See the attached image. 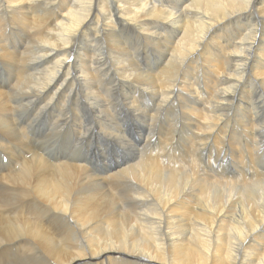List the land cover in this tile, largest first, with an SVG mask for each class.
I'll list each match as a JSON object with an SVG mask.
<instances>
[{
	"label": "bare ground",
	"instance_id": "1",
	"mask_svg": "<svg viewBox=\"0 0 264 264\" xmlns=\"http://www.w3.org/2000/svg\"><path fill=\"white\" fill-rule=\"evenodd\" d=\"M257 83L264 0H0V264H264V171L210 157Z\"/></svg>",
	"mask_w": 264,
	"mask_h": 264
},
{
	"label": "rangeland",
	"instance_id": "2",
	"mask_svg": "<svg viewBox=\"0 0 264 264\" xmlns=\"http://www.w3.org/2000/svg\"><path fill=\"white\" fill-rule=\"evenodd\" d=\"M257 16H259V17H257ZM262 17H263V15L261 13L257 14V11H255V10H254V12L251 13V15H249V18L254 20V22L260 21V19ZM241 21L238 22V23L232 24V26H231L232 31L235 30L236 28H240L242 26V24L246 23V21H244L243 19ZM228 32H230V30H228ZM259 89L260 88H259L258 83L256 84V86H251V94L250 95L253 97L252 100L254 102L257 101V103L259 101V97L258 96H262L264 98V90H262V89L259 90ZM173 114H174V116H173ZM179 116L180 115H178V114L170 113L169 115L163 117L164 119L163 118L160 119V120L157 119L153 123V126H154L153 128L154 129H152L153 130L152 133H153V136H155V135L160 134V133H167L168 131H171V130L175 131L174 136L177 139V141H176V143L171 144L170 151L171 152L173 151L172 154L174 156H176L179 159L181 158V160H183L185 158V156L183 154H181L182 153L181 152V147L184 146L186 148L189 145V141H187V137L188 136L186 135V129L187 128H182L181 125L178 124V121L180 120ZM177 119H178V121H177ZM262 122L263 121L260 119V123H262ZM236 123H237V120L228 121V126L225 128L226 134H223L218 141L217 140L214 141L215 144H214V147L212 149L213 151L211 150L213 153H215V152L218 153V158L215 159L214 155H212L210 157L213 160H216V164L217 165H223L222 167L225 169V172H227V173H229L231 175H235V176L232 177V180L240 179V177H242L245 174L246 176L245 177L243 176L244 177L243 180L247 181V180H250V178H249L250 176H252V177L255 176L257 174V171H259L261 173L264 171V134L260 135V138L258 137V139L256 141L257 149L255 147V149H251L249 152L245 153V152H243V150H241L242 145L245 144L244 137H243V134L239 130L240 126H237V128H236ZM229 126H230V128H229ZM181 130L183 132H181ZM236 133H238V134H236ZM226 142H227V144H226ZM125 144L126 143H124L123 141L118 139L114 146L104 147V149H106L107 152H110L111 155H113L115 157L116 155H119V154H122V153L125 152V147L128 146L127 144L126 145ZM230 146H233L234 148L233 147L231 148ZM205 151H206L205 153L203 151V154L204 155L206 154L205 155V159H207V157L210 154V151L208 149H206ZM207 152H208V154H207ZM222 153L225 154V155H223ZM254 153H256V154H254ZM178 154H180V155H178ZM242 154L246 155V156L244 157ZM229 158H231V159H229ZM0 160H1L2 163H6V158H4L1 155H0ZM213 162L215 163V161H213ZM255 165H256V167H255ZM204 170L207 171V172H212L208 168H204ZM241 174H243V175H241ZM236 193H238V191Z\"/></svg>",
	"mask_w": 264,
	"mask_h": 264
}]
</instances>
